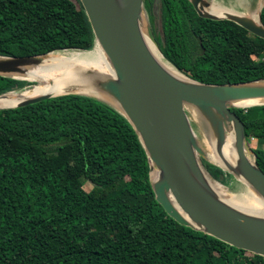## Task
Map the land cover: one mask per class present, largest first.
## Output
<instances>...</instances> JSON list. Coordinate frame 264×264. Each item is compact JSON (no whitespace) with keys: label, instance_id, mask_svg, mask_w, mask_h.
Returning a JSON list of instances; mask_svg holds the SVG:
<instances>
[{"label":"trees","instance_id":"trees-1","mask_svg":"<svg viewBox=\"0 0 264 264\" xmlns=\"http://www.w3.org/2000/svg\"><path fill=\"white\" fill-rule=\"evenodd\" d=\"M154 1L146 10L160 50L175 66L192 65L191 78L264 79V39L231 20L201 17L190 0H159L158 12ZM94 46L80 0H0L2 56ZM32 84L0 75V95ZM233 110L264 171V105ZM202 162L223 185L235 180ZM150 166L130 121L94 97L0 109V264H264L173 219L157 201Z\"/></svg>","mask_w":264,"mask_h":264},{"label":"water","instance_id":"water-1","mask_svg":"<svg viewBox=\"0 0 264 264\" xmlns=\"http://www.w3.org/2000/svg\"><path fill=\"white\" fill-rule=\"evenodd\" d=\"M80 1L93 28L95 44L99 43L107 54L115 76L100 78L93 71L80 74L91 78L94 87L110 97L119 108L96 96L72 91L57 95L45 93L0 109L24 107L67 94L86 95L111 105L136 130L151 163L150 176L157 201L173 219L264 257V215L242 211L220 197L212 185L217 180L202 162L205 158L231 173L235 179L241 181L242 177L264 198V171L249 144L244 122L233 110L239 107L235 102L264 98V79L214 84L190 76H176L162 66L150 49L149 43L159 49L160 46L152 25H147L146 30L143 28L146 0ZM190 1L201 17L231 20L264 39V0L257 19L244 13L219 16L209 10L211 0ZM154 9L159 11V0L154 1ZM48 54L0 55V75L28 80L26 74ZM255 105H264V102L243 108ZM188 107L197 110L207 122L218 153L227 134L234 132L237 170L207 158L188 116ZM154 170L159 173L156 179H153Z\"/></svg>","mask_w":264,"mask_h":264},{"label":"bare ground","instance_id":"bare-ground-1","mask_svg":"<svg viewBox=\"0 0 264 264\" xmlns=\"http://www.w3.org/2000/svg\"><path fill=\"white\" fill-rule=\"evenodd\" d=\"M209 10L219 16H225L227 13H241L233 6H226L223 2L216 0H211ZM258 12L259 10L252 12L251 16L257 19ZM149 46L154 56L166 70L176 76L188 78L187 75L164 57L157 46L152 43H149ZM76 65L79 67L76 68ZM86 71H93L100 78L115 76L114 68L99 43H96L94 48L90 50H78L69 53L56 51L44 56L43 61L39 65L32 67L25 76L28 80L37 81V83L31 88L24 89L22 92L13 91L5 96H0V107L14 106L23 99L45 93L57 95L76 91L96 96L119 108L118 104L109 101L104 94L94 87L93 83H91V78L80 74ZM263 102L264 98L252 99L235 102V105L244 107ZM190 115L193 120L199 118L198 111L195 109H191ZM206 145L211 147L214 161L222 166H230L233 170H237L233 131L227 134L226 142L221 147V150H219V153L218 148L214 146V142L212 144L208 139ZM158 175V171L154 170L153 179H156ZM240 179L246 184V191L239 196H228L220 183L213 181L212 185L216 193L232 206L248 213L264 215V198L258 195L242 177Z\"/></svg>","mask_w":264,"mask_h":264},{"label":"rangeland","instance_id":"rangeland-1","mask_svg":"<svg viewBox=\"0 0 264 264\" xmlns=\"http://www.w3.org/2000/svg\"><path fill=\"white\" fill-rule=\"evenodd\" d=\"M216 1H221L223 2L226 6H233L237 11L241 12V13H245L249 16H251L252 12H255L257 10L260 9V4L262 2V0H216ZM250 9V10H248ZM156 25L157 27L161 30V21L159 19V16H157V20H156ZM151 25L150 22V18L148 15V12L146 11V13L143 16V28L144 30H146L147 25ZM79 49H68V50H61L58 52L61 53H69V52H73V51H78ZM75 67V66H74ZM79 67L78 65H76V68ZM178 69H180L185 75L189 76V73L193 70V66L189 65L188 63H182L179 66H176ZM30 81L34 84L27 86L26 88H31L33 87L37 81H32V80H27ZM23 91V90H22ZM22 91H16V92H22ZM106 96V95H105ZM107 97V96H106ZM109 99V101H113L110 97H107ZM114 102V101H113ZM191 107H188L187 111H188V116L192 122L194 131L196 132V135L198 136V139L200 141V143L202 144V146L204 147V149L206 150L207 153V158L213 162H216L213 160V156H212V149L206 145V141L211 142H215V137L213 136L211 129L209 128L207 122L204 120V118L202 117V115H199V118L197 120H193L191 118L190 112H191ZM211 139V140H210ZM213 144V143H212ZM208 147V149H207ZM209 155V157H208ZM211 158V159H210ZM218 183H220L219 181H217ZM222 185V188L224 190V192L228 195V196H235V195H242L245 191H246V184H244L242 181L235 179L234 181H232V183L229 186H225L222 183H220Z\"/></svg>","mask_w":264,"mask_h":264}]
</instances>
